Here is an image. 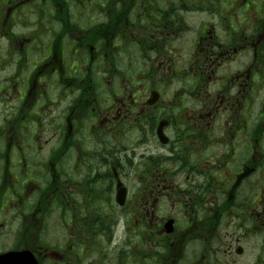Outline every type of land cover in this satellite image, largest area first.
I'll list each match as a JSON object with an SVG mask.
<instances>
[{
  "label": "flooded vegetation",
  "instance_id": "1",
  "mask_svg": "<svg viewBox=\"0 0 264 264\" xmlns=\"http://www.w3.org/2000/svg\"><path fill=\"white\" fill-rule=\"evenodd\" d=\"M11 252L264 264V0H0Z\"/></svg>",
  "mask_w": 264,
  "mask_h": 264
},
{
  "label": "water",
  "instance_id": "2",
  "mask_svg": "<svg viewBox=\"0 0 264 264\" xmlns=\"http://www.w3.org/2000/svg\"><path fill=\"white\" fill-rule=\"evenodd\" d=\"M26 261H29V264H37L27 254L13 253L0 257V264H25Z\"/></svg>",
  "mask_w": 264,
  "mask_h": 264
}]
</instances>
